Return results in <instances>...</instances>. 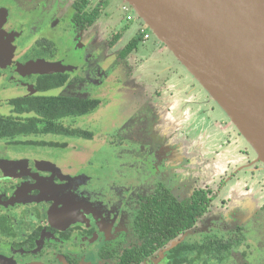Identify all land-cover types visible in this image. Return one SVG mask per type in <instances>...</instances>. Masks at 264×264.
I'll list each match as a JSON object with an SVG mask.
<instances>
[{
  "label": "flooded vegetation",
  "instance_id": "obj_1",
  "mask_svg": "<svg viewBox=\"0 0 264 264\" xmlns=\"http://www.w3.org/2000/svg\"><path fill=\"white\" fill-rule=\"evenodd\" d=\"M49 1L10 0L8 5L0 2V111L4 108L6 111L0 112V118L21 124L35 121L39 118L38 114L32 111L19 112L17 105L36 98L64 97L81 106L93 101L100 104L87 114L55 120V125L69 130H80L86 133V137L90 135L89 138L46 134L0 139V264H247L244 259L246 261L248 255L244 248L249 249L252 246L250 258L260 249L254 246L253 240L246 238L243 226L237 222L234 226L224 228L225 230L210 229L207 234L198 238L175 242L180 235L192 230L208 211L224 180L216 190L208 186L199 187L187 195L188 189L185 193L187 197L182 200L171 192L172 183L168 181V177L165 180L158 177L159 174L162 175L160 169L150 172L145 167H136L137 164H146V155H139V160L136 158L133 162H124L123 168L128 172V178L140 181V185L130 182L129 185L121 187L122 194H118L114 191L116 185H110V163L103 160L102 165H98L94 161L96 155L107 147H123L125 143L116 139V130L100 151L89 156L86 166L68 163L65 158L69 148L67 142L81 140L91 143L95 137L92 130L76 127V122L93 116L108 102L96 95L93 85L99 88V75L87 64L90 61L87 53L97 54L95 51H99L102 45L95 44L98 40L91 31L94 25L89 26L87 23L93 0H90L87 15L82 19L77 17L74 8L76 0H58L57 6L52 8ZM28 4L31 6L27 7ZM102 4L107 7L111 3L103 0ZM54 7L56 8L53 10ZM52 11L63 24L60 29L62 35L59 37L71 36L74 41L66 59L78 72L63 73L68 76V81L62 87L42 91L41 81L48 74L32 71L31 65L40 61L59 62L58 59L65 62L58 55L50 32L39 28L40 19L50 12L52 14ZM35 25L38 31L31 33L30 29ZM138 38V35L134 36V39L139 40ZM139 41L138 46L148 42L141 38ZM51 43L55 49L53 52L49 46ZM82 49L86 50V57L78 59L74 56V50ZM122 50L117 55L114 66L125 61L137 49L121 61L119 56ZM83 84L92 85L87 98L48 95L55 90L61 92L65 88ZM107 84L110 87V82ZM15 86L20 90L19 96H6ZM171 89L177 88L171 85L169 91ZM177 90V96H183V92L190 93L189 88ZM175 93L170 91L164 94L171 96ZM238 136L240 137L239 134ZM48 137L57 140L60 137L62 140H36ZM167 143L168 141L163 145H168ZM69 149L75 151L74 148ZM72 184L77 185L74 188L75 193L69 197L70 202H63L60 199L66 194L65 188ZM79 191L92 193L103 212L93 211L91 203L79 200L78 197L86 198L79 196ZM161 191L167 192L178 203L189 200L197 191L210 192L208 197L211 195L212 198L206 212L196 220L191 229L179 234L164 248H159L145 257L154 245L148 244L140 228L145 222L138 220L139 211L145 198ZM111 201H115V204ZM178 247L186 250L175 252ZM189 247L194 249L189 250ZM258 259L251 263L261 264V258Z\"/></svg>",
  "mask_w": 264,
  "mask_h": 264
},
{
  "label": "rangeland",
  "instance_id": "obj_2",
  "mask_svg": "<svg viewBox=\"0 0 264 264\" xmlns=\"http://www.w3.org/2000/svg\"><path fill=\"white\" fill-rule=\"evenodd\" d=\"M93 1L86 22L89 26L94 25L91 31L98 40L95 44L102 46L99 51H95L97 54L91 55L82 49L74 50V56L84 59L85 52L89 54L90 61L86 62L99 75L97 80L100 86L97 89L98 86L93 85L94 91L101 100L108 102L93 116L76 122V127L92 130L95 137L91 143L81 140L67 142L69 148L75 150L68 148L65 155L68 163L86 166L85 162L89 156L100 151L116 130V139L125 143L123 147H107L96 155L94 161L98 165H102L103 160L110 163V185H116L114 191L118 194H122L121 187L129 185L130 182L140 185V181L130 180L128 172L123 168L124 162H133L139 155H146V164H137L136 167H145L150 172L160 169L162 175L159 174L158 177L163 180L168 177V181L172 183L171 192L182 200L194 188L208 186L216 190L224 180L208 211L192 230L180 235L175 242L198 238L207 234L210 229L225 230L224 228L234 226L237 222L243 226L246 238L253 240L254 246L260 249L250 258L252 246L249 249L244 248L248 255L244 262L253 264L255 259L261 258L263 264L264 165L257 161L255 152L247 142L238 136L226 114L167 48L159 51L156 45L160 42L153 35L144 45L140 44L125 61L114 66L120 51L137 35L138 28L145 25L140 20L132 23L123 21L124 15L120 11L123 0H115L107 7L102 4L103 0ZM0 2L8 5L10 0ZM56 2L59 1H49L51 8L57 6ZM53 12L40 19L39 28L50 32L58 55L64 58L65 62L58 59L59 62L48 64L55 66L54 72L76 74V67L70 65L66 59L74 41L71 36L59 37L62 35L60 29L63 24ZM36 31L37 25L30 29L31 33ZM116 35H120V39L112 43ZM171 85L179 90L189 88L190 93L183 92V96H177L175 92L179 91L171 89L175 94L167 96L164 93L170 92ZM91 87L90 84L76 85L61 92L52 91L48 95L87 98ZM8 94L19 96L20 90L16 87L6 96ZM0 112H6L5 108ZM36 140L58 141L62 138L57 140L48 137ZM166 141L168 145H163ZM1 152L3 153L2 150ZM51 156L54 154L51 153ZM76 186L72 184L66 187V194L64 193L60 200L70 202L69 197L75 193ZM79 196L86 197L78 199L91 203L93 211L103 212L92 193L79 191ZM111 202L115 204V201Z\"/></svg>",
  "mask_w": 264,
  "mask_h": 264
},
{
  "label": "water",
  "instance_id": "obj_3",
  "mask_svg": "<svg viewBox=\"0 0 264 264\" xmlns=\"http://www.w3.org/2000/svg\"><path fill=\"white\" fill-rule=\"evenodd\" d=\"M264 165V0H123ZM40 74L55 66L31 65Z\"/></svg>",
  "mask_w": 264,
  "mask_h": 264
},
{
  "label": "trees",
  "instance_id": "obj_4",
  "mask_svg": "<svg viewBox=\"0 0 264 264\" xmlns=\"http://www.w3.org/2000/svg\"><path fill=\"white\" fill-rule=\"evenodd\" d=\"M90 0H76L74 8L77 17L82 19L87 15ZM120 39V35H116L112 43ZM140 40V38H138ZM139 40L132 38L122 50L119 60H124L129 54L134 52ZM51 52L55 51L53 44L50 45ZM68 81V76L57 72L48 74L42 81L40 90L48 91L62 87ZM99 102L78 105L75 101L64 97L57 98H36L29 102L18 104L19 112L32 111L39 115L35 121H29L24 124L14 123L10 120L3 121L0 118V139L14 138L17 136L28 135H46L53 134L58 136L89 138L86 133L80 130H69L62 126L55 125L58 118L81 116L94 111ZM210 192L197 191L189 200L178 203L167 192H157L153 196L145 198L144 204L139 211L138 220L144 221L140 228L144 232V237L150 246L154 245L147 251L149 256L159 248H164L171 240L175 239L179 234L192 228L196 220L201 217L211 203ZM194 247H189L193 250ZM186 250L178 247L175 252Z\"/></svg>",
  "mask_w": 264,
  "mask_h": 264
},
{
  "label": "built area",
  "instance_id": "obj_5",
  "mask_svg": "<svg viewBox=\"0 0 264 264\" xmlns=\"http://www.w3.org/2000/svg\"><path fill=\"white\" fill-rule=\"evenodd\" d=\"M106 1H109L110 3H113L115 0H106ZM120 11L124 15L123 21L125 23H132V22H135L136 20H139L135 16V14L132 12L131 7L126 2H123L121 4ZM137 35L141 38L142 41L146 42V41H148L151 38L152 33L147 31V27L146 26H142L141 25L138 28Z\"/></svg>",
  "mask_w": 264,
  "mask_h": 264
},
{
  "label": "crops",
  "instance_id": "obj_6",
  "mask_svg": "<svg viewBox=\"0 0 264 264\" xmlns=\"http://www.w3.org/2000/svg\"><path fill=\"white\" fill-rule=\"evenodd\" d=\"M158 42H159V41H158ZM160 44H161V43H158V45H156V47L159 48L160 51H161V50H164L165 46L162 45V44L160 45ZM163 46H164V47H163ZM161 48H162V49H161Z\"/></svg>",
  "mask_w": 264,
  "mask_h": 264
}]
</instances>
